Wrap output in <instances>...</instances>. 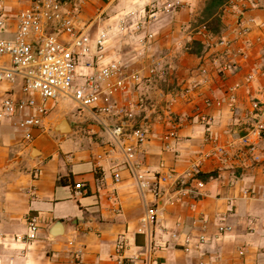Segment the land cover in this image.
Listing matches in <instances>:
<instances>
[{"label": "crops", "instance_id": "crops-1", "mask_svg": "<svg viewBox=\"0 0 264 264\" xmlns=\"http://www.w3.org/2000/svg\"><path fill=\"white\" fill-rule=\"evenodd\" d=\"M170 1L62 3L81 25L101 10L103 26L116 29L120 17L137 12L127 19L130 31L115 30L109 43L127 73L142 75L114 99L135 116L122 137L114 134L119 114H100L73 97L47 101L49 114L38 127L19 125L36 114L32 109L0 117V264H73L76 253L83 264H264V139H257L255 154L242 139L256 122L253 102L264 105V0H229L219 9L217 32L200 22L209 0H186L184 8L152 16V5ZM32 5L5 0L0 36L14 38L19 14ZM138 21L145 23L141 31L134 30ZM99 27L90 26L92 35ZM10 65L0 57V67ZM23 85L22 78L1 82L0 100L35 97L40 104L39 94ZM204 114L211 125L202 122ZM139 128L147 131L143 142L134 135ZM172 130L179 140L166 149ZM126 147H133V158ZM138 172L174 175L165 189L176 202L159 201L157 221L147 227L142 218L153 199L144 198ZM30 215L39 217L38 239L17 241ZM220 224L232 230L221 234ZM200 233L208 237L204 245L185 251V237Z\"/></svg>", "mask_w": 264, "mask_h": 264}, {"label": "built area", "instance_id": "built-area-1", "mask_svg": "<svg viewBox=\"0 0 264 264\" xmlns=\"http://www.w3.org/2000/svg\"><path fill=\"white\" fill-rule=\"evenodd\" d=\"M4 1L0 0V31L4 28V21L1 19ZM186 4V0H171L165 5H152V16L160 12L176 11L184 8ZM77 8L79 9L78 6ZM136 14L137 12H130L120 17V24L116 29L113 26H103V21L106 19L103 20V13L98 14L87 24L81 25L78 13L65 9L59 0H33V5L19 14L16 36L12 39L0 36V57L7 56L11 59L10 66L0 67V83L5 80L16 82L22 78L24 92L38 93L42 102L39 104L35 97L20 101L10 97L3 98L0 100V117H9L19 111L32 109L36 114L24 118L19 125L26 129L38 127L49 114L45 105L47 101L73 97L82 107L99 108L100 114H119L121 122L115 127L114 134L116 137L125 135L129 122L135 115L134 112L116 105L114 99L119 93L127 91L131 83L141 82L142 75L139 72L127 73L121 59L109 54V43L115 33L130 31L131 24L127 25V19ZM96 22L100 27L96 34L92 35L89 28ZM144 24L138 21L134 30H143ZM52 28L53 31H50ZM248 31V28H244L242 32ZM62 35H65V39L61 38ZM145 39L142 38L141 42ZM221 44L230 45L226 40H222ZM149 73L155 75L157 65L151 67ZM231 101L233 104L234 97H231ZM252 106L256 122L242 139L249 150L255 154L258 150L257 139H264V121L262 120L264 105L254 101ZM201 120L206 125H211L212 119L207 115H201ZM134 135L140 142L145 141L148 136L143 128L136 129ZM26 138L30 140L32 134L28 132ZM175 140H179L178 132L172 130L164 136L165 148L172 149ZM126 153L129 159L133 158V147H126ZM136 176L144 198L149 193L153 199L142 218L143 226L147 227L157 221L159 201L169 204L176 202V197L165 189V184L170 183L174 175L159 172L148 177L145 173L138 172ZM115 178L119 182L120 174H116ZM203 185L204 183L198 180L197 187L200 188ZM82 186L81 183L76 184L78 189ZM262 197L264 198V193ZM27 222V233L17 235L15 237L17 241L31 243L38 239L39 217L30 215ZM218 229L219 233L225 234L230 232L232 227L220 224ZM140 230L142 231L143 228ZM172 237L177 240L179 234L175 232ZM124 238V236L118 238L119 252L125 248ZM207 239L204 233L197 236L188 235L183 241V248L187 252L200 249ZM244 254L243 250L241 255ZM73 264H83L80 253L75 254ZM118 264H124V261L120 260Z\"/></svg>", "mask_w": 264, "mask_h": 264}, {"label": "trees", "instance_id": "trees-1", "mask_svg": "<svg viewBox=\"0 0 264 264\" xmlns=\"http://www.w3.org/2000/svg\"><path fill=\"white\" fill-rule=\"evenodd\" d=\"M73 0H60L61 3L71 2ZM229 0H209L207 2L206 7L202 12V16L200 18L201 23H208L207 27H211L212 31H219L221 26V19L219 9L227 3ZM195 47H197L198 43H194Z\"/></svg>", "mask_w": 264, "mask_h": 264}, {"label": "rangeland", "instance_id": "rangeland-1", "mask_svg": "<svg viewBox=\"0 0 264 264\" xmlns=\"http://www.w3.org/2000/svg\"><path fill=\"white\" fill-rule=\"evenodd\" d=\"M100 13H103V11H101V10L96 11V12L93 14V16L90 17L89 22L92 21V20H94V19L96 18V16H97L98 14H100ZM105 18H106V12L103 13V20H104ZM135 86H136V85H135Z\"/></svg>", "mask_w": 264, "mask_h": 264}]
</instances>
